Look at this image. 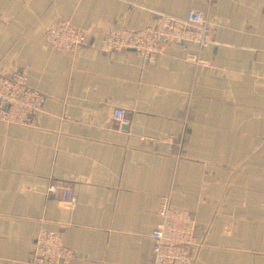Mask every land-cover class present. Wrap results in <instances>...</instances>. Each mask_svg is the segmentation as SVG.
<instances>
[{
    "label": "crops",
    "instance_id": "obj_1",
    "mask_svg": "<svg viewBox=\"0 0 264 264\" xmlns=\"http://www.w3.org/2000/svg\"><path fill=\"white\" fill-rule=\"evenodd\" d=\"M191 10L213 36L202 49L146 64L95 47ZM59 20L95 46L55 49ZM18 71L47 101L32 126L0 124V264H30L43 230L75 253L64 264H153L168 193L197 223L196 264H264V0H0V74ZM53 181L76 205L47 193Z\"/></svg>",
    "mask_w": 264,
    "mask_h": 264
},
{
    "label": "built area",
    "instance_id": "obj_2",
    "mask_svg": "<svg viewBox=\"0 0 264 264\" xmlns=\"http://www.w3.org/2000/svg\"><path fill=\"white\" fill-rule=\"evenodd\" d=\"M46 38L61 52L77 53L85 46H95L88 32L75 28L66 20L51 24ZM212 40L207 16L191 10L185 18L160 14L152 25L143 29L111 31L95 47L106 54L134 52L146 64H156L170 45H192L202 49ZM187 59L197 66H209V62L196 55H189ZM46 101L47 97L32 88L22 72L8 76L0 74V124L32 126L36 117L44 111ZM112 115L114 120L128 123L124 109H115ZM174 150L176 148L172 147V152ZM47 193L57 197L67 207L76 205L78 200L72 188L55 181L49 184ZM157 215L159 224L150 234L153 264H196L203 244L197 239V223L192 213L172 207L168 193L162 197ZM74 256L73 250L63 244L59 234L43 230L34 241L30 264H64L73 260Z\"/></svg>",
    "mask_w": 264,
    "mask_h": 264
}]
</instances>
